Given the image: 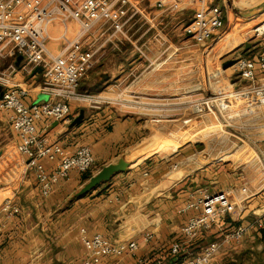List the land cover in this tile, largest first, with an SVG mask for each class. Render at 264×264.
Listing matches in <instances>:
<instances>
[{"label": "crops", "instance_id": "0c3cea01", "mask_svg": "<svg viewBox=\"0 0 264 264\" xmlns=\"http://www.w3.org/2000/svg\"><path fill=\"white\" fill-rule=\"evenodd\" d=\"M133 1L139 13L127 28L148 26L154 35L165 37L160 29L164 25L168 27L173 22L169 17L178 11L161 9L155 0ZM185 1L193 3V0ZM68 26L70 36L74 37L79 30L77 23L70 21ZM51 28L52 38L48 44L58 51L64 43L57 36L64 27L55 23ZM133 37L130 47L122 45V37L109 48L105 45L107 42L103 43L88 81L80 84L81 91H96L112 97L114 85L128 78L130 71L141 67L140 57H134L140 36ZM155 41L159 44L157 39ZM252 43L248 54L237 52L235 55L250 56L263 49L257 41ZM163 46L161 44L156 52L159 53ZM13 62L18 67L12 74V81L28 90L26 99L29 102L47 99L43 73L40 70L34 74L25 72L13 56L2 58L0 67L8 68ZM151 66L152 63L146 69L153 71ZM71 107L67 120L44 117L37 122L38 130L50 140L61 142L69 152L82 144L90 145L95 157L92 174L105 164L132 155L139 148H144L141 152L144 155L132 157L136 161L128 169L83 195H79V191L89 178L85 179V173L74 170L45 196L36 171L27 167L26 157L17 148L19 137L11 125V112L0 109V149L5 153L15 146L18 154L14 155L20 161L16 163L17 169L22 170L19 177L0 188V264H80L86 253L83 235L94 233H102L123 248L121 253L106 256L98 264H174L179 256L172 254L171 247L184 238L182 227L195 212L184 208L198 189L215 192L242 186L251 196L243 203L240 218H221L210 228L203 229L191 249L198 253L210 241L222 239L224 231L240 223L247 224L249 230L242 241L224 244L208 264H264V162L260 161L259 153L262 150L264 157V112L254 117L256 122L250 136L235 131L238 134L234 141L231 133L224 132L196 141L183 140L181 146L163 154L162 151L148 153L149 147L156 142L152 141L139 116L117 112L109 105L92 107L75 100ZM82 109V121L73 124ZM48 164L51 168L53 163ZM7 198L20 207V211L10 217H5L3 211ZM258 220L263 223L262 227L257 225ZM149 233L152 237L146 239ZM130 240L139 243L135 253L128 251Z\"/></svg>", "mask_w": 264, "mask_h": 264}, {"label": "built area", "instance_id": "2783aa9c", "mask_svg": "<svg viewBox=\"0 0 264 264\" xmlns=\"http://www.w3.org/2000/svg\"><path fill=\"white\" fill-rule=\"evenodd\" d=\"M155 1L159 8L166 11L182 10L186 2ZM138 13L139 7L133 0H0V60L13 56L16 61L19 55H23L19 67L25 72L34 74L40 67L44 76L43 90L49 95L45 100L29 102L26 99L28 90L12 81V74L18 66L13 62L8 68L0 67V109L11 112V125L19 137L17 148L26 157L27 167L36 171L43 195H50L55 185L62 178L69 177L72 171H90L95 157L88 144L69 152L61 142L42 135L37 122L44 117L67 120L73 100L97 101L94 94L80 90V82L93 66L104 42L99 44L98 38L93 41L87 32L103 20L110 24L102 36L127 37L126 25ZM70 21H75L80 28L74 37L69 36ZM225 21L224 8L217 1H210L195 11L184 26V32L196 42L206 44L219 34ZM55 23H61L64 27L57 36L64 43L58 51L48 44L52 38L51 27ZM253 34L263 49L250 56L235 55L224 65V72L228 70L237 76V81L231 83L233 90L204 96L201 104H198V111L202 114L215 112L224 116V111L231 108L232 100H245L248 113L253 117L264 112V18L253 27ZM139 51L144 54L142 49ZM259 153L260 161L264 162L263 151ZM49 162L53 163L51 168ZM250 196L243 186L215 192L198 189L184 208L195 211L182 227L184 238L175 241L171 247L172 254L182 258L174 264H208L224 244L241 242L249 230V225L242 223L224 231L222 239L210 241L200 252L195 253L191 249L193 241L203 229L228 216L239 219L243 214V203ZM3 211L5 217H10L17 214L20 207L13 199L7 198ZM256 223L263 226L260 220ZM151 237L150 233L146 235V239ZM83 243L86 253L80 264H98L104 257L123 251L113 239L102 233L84 234ZM127 248L130 253H135L139 243L130 240Z\"/></svg>", "mask_w": 264, "mask_h": 264}, {"label": "rangeland", "instance_id": "374dc122", "mask_svg": "<svg viewBox=\"0 0 264 264\" xmlns=\"http://www.w3.org/2000/svg\"><path fill=\"white\" fill-rule=\"evenodd\" d=\"M202 1L194 2L193 0V3H185L182 10L169 17L173 19V22L168 27L164 25L160 29L165 37H160L162 35H157V33L154 35V31L148 26L140 29L134 27L129 29L126 26L127 37L122 35L124 41L122 45L130 47L132 46L131 40L134 41L133 36H140L135 44L137 47L134 57H140L138 63L142 64L141 67L130 71L128 78L114 85L112 97H105L107 94L93 91L88 93L97 96V101H83L82 103L92 107L109 105L117 112L122 113L123 111L139 116L140 121L151 135L152 141L156 143L168 137L174 138L177 142L188 139L196 141L201 137L205 139L206 136L214 137L221 133L224 134V131L225 134L231 133L232 141L238 134L235 131L241 132L245 137L252 135L250 133L256 121L252 114L248 113L249 107L245 100H232L231 108L224 111V116L215 112L202 114L198 111V104H201L200 101L204 96H213L221 91L233 90L231 83L237 81V76L228 70L224 72L225 62L232 59L237 52L248 54L245 43L255 41L253 27L264 18V10L250 16H243L240 12L257 7L264 3V0H218L217 3L224 8L226 13L225 25L219 34L206 44L198 43L193 39L188 40L183 30L195 11L203 6ZM205 1L210 2V0ZM234 8H238L239 12ZM109 24L102 20L94 25L87 32L89 38L91 37L93 41V38H98L99 44L107 42L105 44L107 48L113 42L118 43L119 35L102 36ZM77 28L80 30L79 25ZM86 35L85 38H87ZM155 39L159 44L155 43ZM161 44L164 45L163 49L157 53L156 50ZM139 49H142L144 54L140 53ZM169 54H172L171 57L166 59ZM161 58L164 60L161 65L156 68L151 66L153 71L146 69L149 64L153 65L155 60ZM91 69L81 82L88 81ZM211 123L220 125L218 130L203 137L201 129ZM184 131H186L185 134ZM181 145L182 143L177 147ZM177 147L151 148L148 153L162 151L164 154ZM3 150V148L0 149V156L3 154L0 158V188L5 184H10L22 173L16 165L20 162L19 158L14 155V153L18 154L17 148L14 146L12 150L4 151L5 153Z\"/></svg>", "mask_w": 264, "mask_h": 264}, {"label": "water", "instance_id": "95a60500", "mask_svg": "<svg viewBox=\"0 0 264 264\" xmlns=\"http://www.w3.org/2000/svg\"><path fill=\"white\" fill-rule=\"evenodd\" d=\"M235 11L239 12L238 8H234ZM264 10V3L261 5L250 9L248 11L240 12L243 16H250L254 15L256 13H259L260 11ZM252 41H247L245 43V46L247 49H249L252 46ZM23 59V55H19L17 58V65H20V62ZM230 60L226 61L225 64H228ZM37 70H41L39 67ZM1 86H0V93H1ZM84 117V110H81V113L78 117H76L73 121V124L80 123ZM144 151V148H139L136 152H134L132 155H125L121 157L117 162H110L108 164L103 165L96 173L92 174L88 181L84 184V186L79 191V195H83L92 189H94L96 186H98L101 183H104L106 181H109L115 174L125 171L128 169V167L135 162L136 160H132L131 158L134 156H137L138 158L140 156H143L144 154H141V152ZM156 264H163L161 262H157Z\"/></svg>", "mask_w": 264, "mask_h": 264}, {"label": "bare ground", "instance_id": "6f19581e", "mask_svg": "<svg viewBox=\"0 0 264 264\" xmlns=\"http://www.w3.org/2000/svg\"><path fill=\"white\" fill-rule=\"evenodd\" d=\"M262 21V20H261ZM260 21V22H261ZM259 22V23H260ZM257 26V25H256ZM171 55L172 54H169L168 56H166V59L168 58L169 59V57H171ZM163 59L161 58V59H157V60H155L154 62H153V65H152V68H156V67H158L159 65H161L162 63H163ZM219 126L220 125H218L217 123H211V124H209V125H207V126H205V127H203L202 129H201V133H202V136L204 137V136H206V135H209L210 133H213V132H215L216 130H218V128H219ZM184 134L186 133V131H184L183 132ZM194 136V135H193ZM197 135H195V137H196ZM198 137V136H197ZM199 138H200V136H199ZM202 138V137H201ZM180 143H182V141H180V142H177V140H175L174 138H166V139H163V140H161V141H159L158 143H156V144H153L151 147H149V149H151V148H153V149H158V148H160V147H163V148H165V147H170V146H175V147H177Z\"/></svg>", "mask_w": 264, "mask_h": 264}, {"label": "trees", "instance_id": "16d2710c", "mask_svg": "<svg viewBox=\"0 0 264 264\" xmlns=\"http://www.w3.org/2000/svg\"><path fill=\"white\" fill-rule=\"evenodd\" d=\"M91 175H92V172L91 171H88V172L85 173L84 178L85 179H88ZM181 259L182 258H179L178 260H181Z\"/></svg>", "mask_w": 264, "mask_h": 264}]
</instances>
